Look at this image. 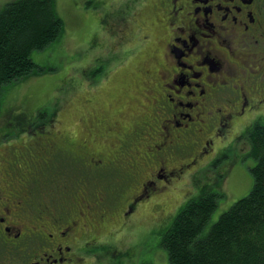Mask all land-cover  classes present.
<instances>
[{"label":"flooded vegetation","instance_id":"obj_1","mask_svg":"<svg viewBox=\"0 0 264 264\" xmlns=\"http://www.w3.org/2000/svg\"><path fill=\"white\" fill-rule=\"evenodd\" d=\"M155 1L152 10L162 16L152 23L171 36L163 60L158 63L161 70L155 71L160 78L153 105L158 106L157 113L168 123L161 127L153 123L154 147L149 148L142 162L132 157V140L123 145L118 155L109 154L108 162L104 155L91 167L93 159H80L83 170H108L102 188L101 175L91 181H77L66 174L67 180L54 182L49 177L33 176L35 155H42L43 160L37 166H48L45 154L52 136L33 139L30 143L34 147L25 151L15 149L14 144V150L5 147L11 153L0 158V167L6 170L4 174L0 171V264H81L88 251L105 248L92 234L103 224L97 211L110 201L111 191L119 189L118 195L127 191L133 179L142 181L138 196L131 202L137 204L149 186L158 185L160 179L163 185L169 184L185 176L184 169L195 164L200 154L203 159L211 155L213 142L202 135L206 121L214 123L212 137L224 135V130L236 127L238 121L239 132L233 142L244 128V114L254 107H264V0ZM219 105L226 109L225 113L217 108ZM197 120L203 126L200 130L194 127ZM4 142L7 141L0 138V144ZM176 152L189 153L193 159L172 163L170 157ZM210 158L200 165V170ZM141 168H147L150 180H139V174H132L140 173ZM115 179L118 183L113 185ZM41 185H52L55 191L36 195L37 190L30 189ZM70 187L74 191L69 192ZM33 195L38 197L35 203L31 202ZM128 209L134 210L130 206Z\"/></svg>","mask_w":264,"mask_h":264},{"label":"rangeland","instance_id":"obj_2","mask_svg":"<svg viewBox=\"0 0 264 264\" xmlns=\"http://www.w3.org/2000/svg\"><path fill=\"white\" fill-rule=\"evenodd\" d=\"M13 1L16 0H0V13ZM155 2L54 0L56 12L65 23V31L49 48L32 53L35 63L45 69L44 73L5 89L0 107V130L13 133L15 136H9L11 140L20 137L17 140H21V143L7 141L2 145L14 144L15 149L23 148L22 145L30 144L33 139L44 134L37 132L36 127L37 123L43 122L44 129L50 133L68 135V140L74 142V151L78 149L75 146H82L84 150L89 147L93 156L99 154L103 158L105 155V162H108L109 154L116 155L114 148L99 150V144L90 141L88 135H93L98 130V135L104 136V139L107 136L114 137L111 133L106 134V128H100L95 119H108L111 114L109 111L115 103L124 100V108L131 116L138 117L134 121L138 142L133 145L131 154L134 160L142 162L145 153L154 147L156 130L153 123H158L157 126L168 123V119L161 114L151 113L153 103L157 102L155 86L160 78L155 71L161 70L158 63L163 60L167 40L171 36L170 32L159 30L152 23L162 16L153 12L152 5ZM99 67H103L107 75L100 80L98 86L92 87V79L100 75L93 77ZM217 108L226 112L220 105ZM253 109L244 114L246 125L254 120L255 115L264 116L263 106ZM11 110L13 113L9 115L8 111L12 112ZM163 112L167 113L168 110ZM131 116L129 119H132ZM23 117H27L26 128L19 126H22ZM160 119L164 121L158 122ZM237 122L235 121L236 127L224 130V135L212 137L214 123L211 120L206 121L202 135L213 142L209 153L211 155L208 158L204 156V159L202 154L196 157V163L184 169L185 176L182 175L165 185L160 179L158 185L149 186L147 193H143L139 202L134 205L133 211L123 210V215V211L113 208L114 212L110 214L113 217L110 216V221L107 222L109 225H100L92 235H95L98 243H104L111 246L112 251L117 249L119 252L114 255L106 251L107 255L102 248H98L101 254L92 250L82 263L169 264L167 252L160 245L163 232L171 227L183 207L201 192L196 178L200 175V165L210 157L228 152L230 157L225 162L229 166L228 171L226 167L220 169L225 174V177L220 176L219 191L223 197L210 225L216 223L236 202L247 197L253 186L251 169L255 166V161L247 154L250 148L242 140L244 137L241 132L238 139L231 142L239 132ZM194 127L198 130L203 128L198 120ZM84 141L87 145L83 144ZM228 143L232 144L227 148L224 145ZM222 148L227 149L219 153ZM189 155L191 154L176 152L170 157V162L183 163ZM141 170L140 173L132 171V174H139V180L142 177H145L143 180H150L147 168ZM0 171L1 174L6 172L3 167H0ZM208 177L204 182L211 181V178L215 182L216 170L208 169ZM201 184L202 181L199 185ZM141 186L142 181L133 179L126 187V193H131L133 198L134 194L140 192ZM107 218L103 219L106 221Z\"/></svg>","mask_w":264,"mask_h":264},{"label":"trees","instance_id":"obj_3","mask_svg":"<svg viewBox=\"0 0 264 264\" xmlns=\"http://www.w3.org/2000/svg\"><path fill=\"white\" fill-rule=\"evenodd\" d=\"M99 5L100 3H98ZM64 31L65 23L56 12L54 0H16L6 5L0 13V107L6 88L13 87L17 83L45 72L44 68L35 63L32 53L49 48L59 40ZM97 74L100 75L95 78ZM106 75L107 71L103 67H99L96 74L93 75L95 79H92L91 86H98L100 80H103ZM116 98L114 99L117 101ZM124 105H126V102L119 100L109 111L111 114L108 119H95L100 128H106V134L111 133L114 136H107L104 139V136L98 135L100 134L98 130L93 135L89 134L88 138L99 144V150L107 151L113 147L116 155H118L126 142L132 140L133 145H137L138 140L134 121L138 117L131 116ZM158 109V106L154 104L151 113H157ZM11 111H8L9 115L13 113V110ZM130 116L132 119H129ZM255 118L250 121V124H245L243 126L245 128H242L241 132L244 137L242 140H245L250 148L247 154L255 161V166L251 169L253 177L251 192L223 213L216 223L210 225L212 216L223 197L221 191H219V188H221L220 176L225 177V174L220 169L225 167L227 171L229 169V166L225 163L230 158L228 157L229 152L223 155L220 153L226 150L228 146L226 149L220 150V154L211 158L208 165L201 169L200 175L196 178V182L200 183L202 181L203 185L198 183L201 192L197 193L193 200L183 207L175 217L171 227L165 233L163 232L160 245L167 252L169 264H264V116L257 115ZM22 120V126L18 124L20 128H26L25 121L27 117H23ZM9 125L10 123L7 126ZM36 127L38 128L37 132L44 133V136H52V138L49 140L48 154L46 152L47 155L44 156L48 166H37L43 161L42 155L38 154L34 157V167L31 170L34 177L42 175L45 178L49 177L50 182H54L56 180H67L66 174H68L69 179L91 181L96 176L101 175L100 187L104 186L108 170H105L106 172L101 168L99 170H83L79 162L83 158L85 160H88L87 158L93 159L89 163L91 167H94L95 163H99L97 161L102 159V156L99 154L93 156V151L89 147L84 150L82 146H75L78 149L74 151V142L70 138L68 140V135L60 132L50 133L44 129L43 122L37 123ZM107 130L110 132L108 133ZM9 136L15 135L0 130V138L3 140L14 142L17 138H20L16 137L11 140ZM108 140L110 141L108 142ZM85 141L83 144L87 145ZM32 143L25 146L21 144L23 150L31 149V146L33 148ZM11 146L13 144L9 146L0 144V158H3L5 154L10 155L11 152L8 150L10 148L14 150L15 145L14 147ZM5 147L10 148L5 150ZM57 149L68 157L57 155ZM237 150L240 153L239 148ZM68 158L77 161H71ZM73 167L78 168L73 170L75 169ZM101 167L103 168V165ZM210 168L216 170L217 177L215 182L211 178V181H206V183L204 180L205 178L209 179L208 169ZM70 170H73V172H69ZM116 183H118L117 179H115L113 185ZM212 184L218 188L212 186ZM100 187L97 186L99 189ZM53 188L52 185H48V187L41 185L38 188L31 187L30 189L37 190L36 195H44L51 193V190L55 191ZM115 190V192L111 191V199L106 206L99 208L97 211L101 218L100 224L105 223V226L109 225L107 222L110 221V214L114 212L113 208L120 209V212L127 210L129 206L134 208L131 202L138 196L134 194L132 198V194L126 193V190L116 195L119 189ZM68 191H74V188L70 187ZM36 201H38V197L33 195L31 202L35 203ZM36 205L40 206L37 203ZM76 206L77 204H75ZM103 218H107L106 221ZM105 248H103V251L107 255L106 251L112 252L114 255L119 252L117 249L112 251L113 248L108 245H105ZM96 251L100 253L98 249ZM89 252L92 253L90 250L87 254H90Z\"/></svg>","mask_w":264,"mask_h":264}]
</instances>
